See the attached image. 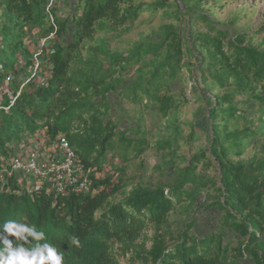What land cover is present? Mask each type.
<instances>
[{"label":"trees","instance_id":"16d2710c","mask_svg":"<svg viewBox=\"0 0 264 264\" xmlns=\"http://www.w3.org/2000/svg\"><path fill=\"white\" fill-rule=\"evenodd\" d=\"M222 1L229 0H174L170 13L168 0H155L154 9H165L177 24L163 25L158 38L150 36L127 55L109 53L105 45L90 47L109 59L104 68L96 57L82 59L80 50L97 30L130 27L141 7L135 0H78L66 19L54 6L56 35L34 53L27 49L31 33L37 31L41 41L52 32L47 0H0V87L8 76L7 86L15 84L0 105V225L14 220L35 226L45 233L41 243L63 253L64 264H241L247 258L264 264V36L256 45L246 27L218 23L203 10ZM262 17L257 33L264 35ZM33 55L48 68L44 78L25 73ZM140 63L128 89L139 97L135 102L155 104L165 120L154 147L163 160L172 159L173 171L165 174L159 164L156 181L145 183L142 176L127 190L126 163L150 144L147 132L128 134L110 119L108 96L117 71ZM184 69L189 94L206 106L209 134L206 149L178 167L179 141L190 145L199 130L192 124L182 137L176 117L190 101L171 89ZM41 132L49 142L66 137L92 180V192L61 195L45 185L27 187L20 174H8L20 155L15 148L40 141ZM114 158L123 165L117 167ZM106 166L111 174L97 177ZM203 190L199 209L221 214L209 235L194 232L190 214ZM72 236L79 238V248L70 243Z\"/></svg>","mask_w":264,"mask_h":264},{"label":"rangeland","instance_id":"374dc122","mask_svg":"<svg viewBox=\"0 0 264 264\" xmlns=\"http://www.w3.org/2000/svg\"><path fill=\"white\" fill-rule=\"evenodd\" d=\"M78 2V0H58L55 4L57 16L66 19L70 17L72 7L69 6V3ZM155 0H135L136 6H141L139 8V13L137 19L131 23L130 27L119 28L116 32L112 31H96L92 41L85 43V48L80 50V57L84 60L91 59L96 57L99 61L102 62L103 67L107 68L109 66V59L97 52L91 51L89 48L92 47L94 50L96 48L102 47L105 45L106 49L109 50V53L124 54L127 55L131 52L133 47L137 44L144 42L147 38L152 36L151 40L158 38V33L160 28L165 24H177L173 16H169L165 13V9H154L153 3ZM170 3L169 11L170 13L176 10L174 5V0H168ZM182 10L184 6H182ZM203 10L211 16V18L218 22L225 24L227 26L233 25L234 27L244 26L250 32L253 37V42L258 45L263 38L262 33H257L259 27L263 22V13H264V0H245V1H222L221 3L215 5L209 3L208 5L203 6ZM202 28V25L200 26ZM188 29V28H187ZM254 32L256 34L254 35ZM31 42L27 45V49L34 53L37 48L40 47L39 38L37 36V31L31 33ZM149 59V56L147 57ZM146 58V60H147ZM144 63V62H143ZM143 63L138 64L137 66H128L126 70H119L116 74V80L112 81V88L110 90V95L108 96L109 110H110V119L113 122H116L118 126L124 129L128 134L134 133L135 130L141 129L147 132V141L150 144V149L146 150L145 153L137 158L130 159L126 163V169L123 176V182L127 184V190H129L133 185L140 182V177H144L145 183L150 181L154 182L159 177V173L155 171L157 166L160 164L166 173L168 170L169 175H172L173 168L170 166V157L162 159L158 152L155 150V143L160 136L159 128L164 127L165 120L160 119L157 111L156 105L145 101L135 102L139 100V97L134 98L132 94L133 89H128L132 81L135 80L137 76L136 69L142 67ZM126 66V65H125ZM42 72L38 75L42 78L47 74V69L45 66H41ZM29 74V70L25 72ZM192 76H195L192 75ZM21 77L16 78L17 81L21 80ZM15 79V78H14ZM39 81V79H37ZM14 85L3 84L0 87V105L5 101H8L12 95V90L14 91ZM108 85V84H107ZM191 80L188 73L183 70L176 80L171 82V89L175 95L186 94L190 100L188 103H183L177 113L176 117L179 123V128L182 134V137L186 138L190 133V126L194 124L197 129V137L190 144H184V140L179 141L180 149L177 152L176 156V165L178 167H184L187 164V161L192 155H194L200 149H206L207 147V138L209 134L208 120H207V109L204 103L201 101H195V98H192L190 93ZM141 87H138V90L135 94L140 93ZM134 130V131H133ZM139 147V144H136L132 149L129 150L130 153L134 152L133 149ZM120 150L123 152L121 146ZM109 157L111 154L109 153ZM132 156V154H130ZM115 165L121 164L118 158L113 159ZM142 162L143 170L142 168ZM141 164V165H140ZM110 166H106L104 171L97 174V177H103L111 174ZM211 176H215L216 172L213 170L210 171ZM117 177V174L114 175ZM206 175L203 174V177ZM114 178V182L117 178ZM168 181V179H166ZM169 182V181H168ZM27 187H31L27 186ZM120 196H118L119 198ZM205 202V192L204 190L197 198V204L190 212L194 216V232L199 235H209L215 229L217 222L221 214L216 211V209H199L200 206ZM199 209V210H198ZM198 210V211H197ZM174 219H177L178 216H174ZM241 264H252L250 259H245Z\"/></svg>","mask_w":264,"mask_h":264},{"label":"built area","instance_id":"2783aa9c","mask_svg":"<svg viewBox=\"0 0 264 264\" xmlns=\"http://www.w3.org/2000/svg\"><path fill=\"white\" fill-rule=\"evenodd\" d=\"M58 0H47L45 12L52 32L40 42V47L53 39L58 30L52 8ZM41 73V62L38 55H33L32 65L29 68V77H37ZM11 81V76L5 84ZM11 98V97H10ZM1 109V108H0ZM8 110V107L4 108ZM43 144L33 141L29 144L26 154L18 155L11 160L10 173L20 174L29 181L32 187L45 185L50 191L65 195L70 191L90 193L93 191L92 180L79 161V158L69 145L66 137L60 135L52 142V150L48 156L43 154Z\"/></svg>","mask_w":264,"mask_h":264},{"label":"clouds","instance_id":"9594fccd","mask_svg":"<svg viewBox=\"0 0 264 264\" xmlns=\"http://www.w3.org/2000/svg\"><path fill=\"white\" fill-rule=\"evenodd\" d=\"M45 239V233L35 226L5 221L0 225V264H64L63 253L48 242L41 243ZM70 243L81 246L76 236L71 237Z\"/></svg>","mask_w":264,"mask_h":264},{"label":"crops","instance_id":"0c3cea01","mask_svg":"<svg viewBox=\"0 0 264 264\" xmlns=\"http://www.w3.org/2000/svg\"><path fill=\"white\" fill-rule=\"evenodd\" d=\"M72 5L73 2L69 4L70 7H72ZM29 41L31 42V39ZM46 138L47 136L45 135L44 132H41L37 136V139H40V142L43 144L42 146L43 154H45V156H48L49 151L52 150V142H49ZM28 149L29 146H25L24 148H22V145H18V147L15 148L17 153H19L20 155L26 154ZM28 186H30V184H28Z\"/></svg>","mask_w":264,"mask_h":264}]
</instances>
